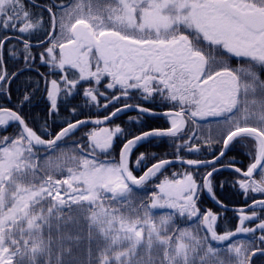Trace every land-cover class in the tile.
<instances>
[{
  "label": "snow or ice",
  "instance_id": "obj_1",
  "mask_svg": "<svg viewBox=\"0 0 264 264\" xmlns=\"http://www.w3.org/2000/svg\"><path fill=\"white\" fill-rule=\"evenodd\" d=\"M0 30L5 32L0 90L17 75L4 65L5 51L16 56V45H6L13 39L22 43L20 54L32 61L33 45L24 37L43 31L39 58L61 73L59 80L45 81L50 114L58 111L61 93L72 96L78 86L93 106H114L102 119L66 121L55 134L46 126L38 133L19 111L0 106V128L13 123L19 128L13 137H0V264H252L257 253L264 256V217L257 214L264 211V199L253 200L250 215L241 209L237 228L222 234L218 214L197 206L202 191L213 194L216 162L231 146L246 147V141L252 162L246 170L234 169L241 177L236 183L245 194L264 195V0H52L43 6L0 0ZM215 53L247 66L234 68ZM137 98L142 103L131 102ZM28 100L25 95L23 101ZM157 100L166 111L143 106ZM132 110L138 115L129 117L131 123L139 124L145 114L162 115L170 126L130 139L119 125L94 127L68 150L72 155L61 148L59 142L83 126L105 125ZM207 117L224 126L215 141L221 144L218 155L212 160L177 156L192 171L165 178L147 200L138 196L173 161L157 158L137 176L134 169L146 157L141 153L133 161V149L168 137L183 140L177 151L199 152L192 140L196 133H186L185 127ZM116 139H124L118 159L110 151ZM204 143H213L210 135ZM201 167L211 171L198 182L194 172ZM157 209L174 212L156 215ZM189 221L191 226H179ZM251 221H257L255 227L244 226ZM257 232L262 247L234 241L238 234Z\"/></svg>",
  "mask_w": 264,
  "mask_h": 264
},
{
  "label": "trees",
  "instance_id": "obj_2",
  "mask_svg": "<svg viewBox=\"0 0 264 264\" xmlns=\"http://www.w3.org/2000/svg\"><path fill=\"white\" fill-rule=\"evenodd\" d=\"M25 4H28V0H24ZM36 4L47 5L52 2V0H34ZM30 8L31 6L28 5ZM34 12H39L41 9H31ZM56 11V9H53ZM43 20L47 26L48 23V13L43 12ZM5 35V32L0 30V36ZM7 35L15 36L16 33L8 32ZM38 35L34 34L32 37H37ZM28 36L25 35L24 38ZM30 43L37 44L43 38H28ZM12 45H16L17 55L12 56L8 51L4 53V65L9 74L16 73L17 75L11 81L9 85L6 86V91L0 90V106L12 109L13 111H19V113L24 117L25 121L30 127H33L34 130H37L38 133L41 129H46L49 133L55 134L60 131V129L65 126L66 121H75L76 119H102L104 115L108 114L109 111L114 110L113 105H109L108 109L102 107H96L87 102V98L82 95L83 88H77L76 93L72 96L64 98L63 93H61L60 98L57 100L58 111L50 114V101L47 96V87L46 80L50 81L52 79H60L61 73L58 69L51 68L50 65L44 64L39 58V53L44 51L43 45H33L32 54L36 57L32 61L26 62L23 56L20 54L23 48L22 43H18L17 40L13 39L12 44L6 45V49L11 48ZM47 59V57H45ZM25 68H32L31 70H24ZM75 71V70H72ZM71 75V73H69ZM52 76V77H51ZM108 78H105L107 80ZM104 81H102L103 83ZM83 86L89 87L90 85L87 82H81ZM103 91V88H101ZM10 94V95H9ZM111 90H109V95ZM25 95L29 96L28 101H23ZM23 101V103H21ZM134 103H142L141 100L134 99ZM100 103H105L103 98H100ZM122 103V102H121ZM115 106H120L119 104ZM144 107L153 109L155 112H160L163 108H157L150 106L146 103H143ZM73 108L76 109V113L73 114L71 111ZM167 109V108H166ZM138 113L136 111H129L122 114L120 117L113 119L105 127H115L119 125L125 130L124 139H130L133 135H138L144 131H149L151 129L159 128H168V125L165 121V118L157 117L155 115L145 114L140 118V123H131L129 122V117H136ZM96 126H85L79 129L71 139L66 141L59 142L61 148L64 149L68 155H72L70 149H75L77 141L82 142L86 132H90ZM19 131L17 125L13 124L9 126L6 130L0 128V137L8 136L13 137ZM45 139L49 138L48 136L44 137ZM124 139H116L114 142V148L111 149L112 157L115 159L119 158L120 149L124 143ZM183 144V140H173L172 138L163 137L155 140H150L142 145H140L132 155V160L134 161L141 153L145 154V161L142 162L139 168L134 169V174L140 176L146 170V163L150 161L153 164L157 158L173 160L177 159V156L187 159H199V160H210L213 159L215 155H218L221 144L217 145L215 142L211 145L202 143L200 145L199 152H193L189 154L184 148H181L177 151V145ZM227 154L225 158L222 159L221 164L226 165L228 157L230 159H235V162L238 164V157ZM44 155H53V153H44L41 152V156ZM55 155H59L56 153ZM235 157V158H234ZM104 157L101 156V159ZM252 162L248 160L242 166L238 164L239 168L246 170L247 166ZM192 171L191 168H185L178 165H172L167 167L160 175L156 178L150 180L144 189L139 190L137 195L143 197L147 200L148 195L156 190L155 185L162 182L165 178H172L173 174L180 175L183 172ZM208 172L207 168H200L198 172H194L197 176L198 182L203 177V175ZM56 178H63L62 176L57 175ZM240 175L236 172L222 171L217 173L212 178L213 192L219 195L221 203L227 206H243L248 205L253 202V200L258 197H254V193L249 191L247 194L243 192L238 186L234 183L240 179ZM264 198V195H261ZM207 205L206 197L204 191L200 193L199 199L197 201V206L202 212L203 209L200 207ZM174 212V211H173ZM262 217H264V211H260ZM183 219V218H180ZM193 222L189 221L187 224H180V227L190 226ZM235 226L233 222L230 221V214H225L224 217L217 220V231L218 233H223L227 228L232 229ZM260 234H253L252 237H257L254 247H262L259 241ZM251 240L247 241L245 244H248ZM215 246V243H214ZM252 264H264V256H261L257 253L256 256L252 257Z\"/></svg>",
  "mask_w": 264,
  "mask_h": 264
},
{
  "label": "flooded vegetation",
  "instance_id": "obj_3",
  "mask_svg": "<svg viewBox=\"0 0 264 264\" xmlns=\"http://www.w3.org/2000/svg\"><path fill=\"white\" fill-rule=\"evenodd\" d=\"M57 2H60V0H57ZM63 2L65 4H67V3L70 2V0H63ZM39 5H41V4H39ZM41 6H43V5H41ZM45 26H46V24H45ZM35 34L38 35V36L37 37H32L31 36L30 38H44V32L43 31L37 32ZM27 38H29V37H27ZM191 38L192 37H190V39ZM215 54L217 56H222V58L230 66H232L234 68L237 67V66H242V67H246L247 66V64L244 63L243 61H240L239 65H238V58L231 57V56L223 54V53H215ZM261 79H264V72L261 73ZM146 104H148L150 106H153V107H157V108H163L158 113H162V112L166 111L167 110L166 108L168 107L166 104L161 103L159 100H157L155 102H151V103H146ZM121 115L122 114H119L118 117H120ZM155 116L165 118L162 115H155ZM186 116H187V113H186ZM118 117H115V118H118ZM218 120H219V118H216V117H207L205 119L196 118L195 124L191 123V121L188 122V124L185 127V132L190 134L189 130H191L192 132L196 133V136H194L192 138V140L199 147H200V145L202 143H204L205 140L208 139L209 135L211 136L212 141L215 142V141H217V140H219L221 138V136L223 135V131H224V126L221 123H219ZM165 121H166V123H167V125L169 127L170 126V122L167 119H165ZM157 129H166V127L165 128H159L158 127ZM197 137H198V139H197ZM155 139H158V138H153L151 140H155ZM185 139H187V136H185ZM216 144L219 145V143H216ZM245 144L247 145L246 147L242 146L240 143H237L234 146H231L230 149L226 152L224 158L227 156V154L231 153L230 155L238 157V164L243 166L245 164V162L250 160L248 152H249V149L251 148V142L250 141H246ZM185 150L189 154L193 153V152L187 151V149H185ZM210 160H212V159H210ZM227 160H228L227 163H229V164H226V165L221 164L222 160L216 162V168L219 169V168L225 167V166H231V167L239 168L238 164L235 162V159H230V157H228ZM155 162L156 161H154L153 163H155ZM148 166H151L150 161H148L146 163V167H148ZM207 170L211 171V167H208ZM220 172H222V171L219 170V171L215 172L213 174V177H214V175H216L217 173H220ZM177 177H179V175H177ZM172 178H169V179H172ZM212 178H211V180H212ZM256 178L259 179V176H256ZM234 183H236V181H234ZM213 195L215 196V199H213ZM210 196H211V199L208 196L205 195L206 201H207V205H204V206L200 205V207L203 209L202 212H204L205 210L210 209L214 213H217L220 219L222 217H224L225 214L229 213L230 214V221L233 222L235 224V226L232 229L227 228L226 231H234L237 228V226L239 225L240 211L239 210H235V211L223 210L222 208H220L215 203V201L216 202L219 201L221 203V199H220L219 195H217V194H215L213 192V194L210 195ZM254 197H258L256 200L264 199V198L261 197V194H258V193H254ZM250 204H248V205H250ZM248 205H243V206H240V207L239 206H231V207H234L236 209H241V208L247 207ZM244 212L246 214H249V215L251 214L250 210H244ZM257 214H258V216L262 217V213H260L259 209L257 210ZM256 223H257V221L245 222L244 226L245 227H255ZM254 234H260V233L257 232V233H254ZM252 235H253V233L238 234V236L234 238V241L239 240V241H241L243 243H246L249 240H251V241L252 240H257V237H252Z\"/></svg>",
  "mask_w": 264,
  "mask_h": 264
},
{
  "label": "water",
  "instance_id": "obj_4",
  "mask_svg": "<svg viewBox=\"0 0 264 264\" xmlns=\"http://www.w3.org/2000/svg\"><path fill=\"white\" fill-rule=\"evenodd\" d=\"M89 125H92V124H89ZM89 125H87V126H89ZM84 127V126H83ZM153 139V138H152ZM227 152V151H226ZM223 158V157H222ZM222 158H220V160L222 159ZM173 161V163H171V164H178V165H181V166H185V167H190V166H188V165H186V164H183V163H181V162H179L178 160H172ZM219 161V160H218ZM217 161V162H218ZM171 164H169V165H171ZM201 168H204V167H201ZM234 169H235V167H223V168H219L218 170H230V171H234ZM205 192H206V195L211 199V196H210V194L205 190ZM215 203L217 204V202L215 201ZM220 208H222V209H224V210H237V209H234V208H231V207H226V206H224V205H222V204H217ZM221 205L223 206V207H221ZM249 209V207H247V208H245V209H243V210H248Z\"/></svg>",
  "mask_w": 264,
  "mask_h": 264
},
{
  "label": "rangeland",
  "instance_id": "obj_5",
  "mask_svg": "<svg viewBox=\"0 0 264 264\" xmlns=\"http://www.w3.org/2000/svg\"><path fill=\"white\" fill-rule=\"evenodd\" d=\"M124 114V113H123ZM164 170V169H163ZM162 170V171H163ZM159 174V173H158ZM166 212H169V211H167L166 209H157V210H154V213L156 214V215H162V214H164V213H166ZM170 213V212H169ZM191 226V225H190ZM185 227H188V226H185Z\"/></svg>",
  "mask_w": 264,
  "mask_h": 264
},
{
  "label": "bare ground",
  "instance_id": "obj_6",
  "mask_svg": "<svg viewBox=\"0 0 264 264\" xmlns=\"http://www.w3.org/2000/svg\"><path fill=\"white\" fill-rule=\"evenodd\" d=\"M170 122V121H169ZM11 125V124H10ZM135 149H133V151H134Z\"/></svg>",
  "mask_w": 264,
  "mask_h": 264
}]
</instances>
